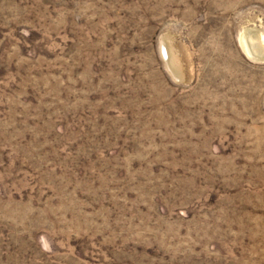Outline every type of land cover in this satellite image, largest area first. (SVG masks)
Segmentation results:
<instances>
[{
    "label": "rangeland",
    "instance_id": "1",
    "mask_svg": "<svg viewBox=\"0 0 264 264\" xmlns=\"http://www.w3.org/2000/svg\"><path fill=\"white\" fill-rule=\"evenodd\" d=\"M0 264H264V0H0Z\"/></svg>",
    "mask_w": 264,
    "mask_h": 264
},
{
    "label": "bare ground",
    "instance_id": "2",
    "mask_svg": "<svg viewBox=\"0 0 264 264\" xmlns=\"http://www.w3.org/2000/svg\"><path fill=\"white\" fill-rule=\"evenodd\" d=\"M262 45V44H261Z\"/></svg>",
    "mask_w": 264,
    "mask_h": 264
}]
</instances>
